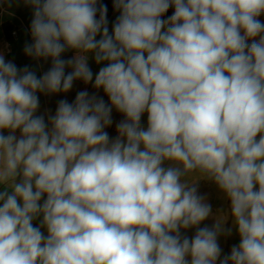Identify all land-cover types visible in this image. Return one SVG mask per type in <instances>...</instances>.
Segmentation results:
<instances>
[{
	"label": "clouds",
	"instance_id": "obj_1",
	"mask_svg": "<svg viewBox=\"0 0 264 264\" xmlns=\"http://www.w3.org/2000/svg\"><path fill=\"white\" fill-rule=\"evenodd\" d=\"M23 2L25 54L52 66L37 77L0 54V264H264V0H114L111 33L98 0ZM90 53L110 104L80 91L46 123L37 93L92 82Z\"/></svg>",
	"mask_w": 264,
	"mask_h": 264
},
{
	"label": "crops",
	"instance_id": "obj_2",
	"mask_svg": "<svg viewBox=\"0 0 264 264\" xmlns=\"http://www.w3.org/2000/svg\"><path fill=\"white\" fill-rule=\"evenodd\" d=\"M101 0H98V5ZM174 12V8H170L168 14L163 16L162 19H167ZM120 15L114 7L107 14L109 32L112 31V25L116 21V18ZM33 18V9L26 5L23 0H0V54H2L7 61L13 62L18 69H23L25 66L29 67L30 70L35 71L37 77L42 76L47 72L51 66V58L45 59H35L25 54V46L33 43L30 25ZM98 18V16H97ZM258 19L264 23V14L258 17ZM8 23L11 26V30H16L18 35L12 41L9 46V51L7 50V45L5 41V31L3 29V24ZM100 37L97 36V39ZM259 39L258 37L256 38ZM251 43V40L248 41ZM76 55L75 50H67L62 53V59H70ZM88 64L93 72V81L85 84L82 80H76L73 83L72 89L67 93H58L54 95H46L43 93H37L39 97L40 107L36 115H44L45 122H48L49 115H54L58 102L60 100H67L69 103L74 102L75 97L80 91H87L89 95H95L97 98H102L106 104H110L108 96L104 93L103 89H96L94 85L95 74L99 72L101 67L105 64H97L94 60V54H89ZM66 73L70 72V68L65 69ZM112 120L113 123L110 127H107L105 131L108 133L110 139H115L118 135L116 125L124 119L123 115L117 112L114 108L112 110ZM141 124L145 128L147 127V113L142 116ZM7 135V131L4 132ZM16 135L19 137V130H17ZM199 192L202 195H206L208 202L212 205L213 215H223L225 218V227H232V219L230 215V204L229 201L224 197L214 183L208 180L199 181ZM46 198V197H45ZM34 226H39V219L34 221ZM215 223L214 218L203 221L199 227H209L212 228ZM45 235H47L46 228L42 229ZM196 228H190L187 230H182V235H186L192 238L195 234ZM219 244L222 249L221 259L226 255L225 251L232 249L233 246H238L240 242V237L235 228L232 230V234L221 235L219 237ZM230 255V254H229Z\"/></svg>",
	"mask_w": 264,
	"mask_h": 264
},
{
	"label": "built area",
	"instance_id": "obj_3",
	"mask_svg": "<svg viewBox=\"0 0 264 264\" xmlns=\"http://www.w3.org/2000/svg\"><path fill=\"white\" fill-rule=\"evenodd\" d=\"M18 33L16 30H11L9 37L5 39L6 45H7V50L9 51V46L11 45L12 41L17 37Z\"/></svg>",
	"mask_w": 264,
	"mask_h": 264
},
{
	"label": "water",
	"instance_id": "obj_4",
	"mask_svg": "<svg viewBox=\"0 0 264 264\" xmlns=\"http://www.w3.org/2000/svg\"><path fill=\"white\" fill-rule=\"evenodd\" d=\"M100 4H103V5H106L107 6V14L113 9V4H114V0H101L100 1ZM99 4V5H100ZM171 8V7H170ZM169 8V9H170ZM169 11V10H168ZM168 14V12L167 13H165L164 14V16H166Z\"/></svg>",
	"mask_w": 264,
	"mask_h": 264
},
{
	"label": "trees",
	"instance_id": "obj_5",
	"mask_svg": "<svg viewBox=\"0 0 264 264\" xmlns=\"http://www.w3.org/2000/svg\"><path fill=\"white\" fill-rule=\"evenodd\" d=\"M3 29L5 31V38H8L11 31V26L8 23H4Z\"/></svg>",
	"mask_w": 264,
	"mask_h": 264
},
{
	"label": "rangeland",
	"instance_id": "obj_6",
	"mask_svg": "<svg viewBox=\"0 0 264 264\" xmlns=\"http://www.w3.org/2000/svg\"><path fill=\"white\" fill-rule=\"evenodd\" d=\"M230 253H231V248L229 250L225 251L226 255H229Z\"/></svg>",
	"mask_w": 264,
	"mask_h": 264
}]
</instances>
